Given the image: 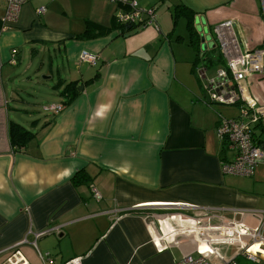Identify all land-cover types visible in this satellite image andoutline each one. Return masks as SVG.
Listing matches in <instances>:
<instances>
[{"label": "crops", "instance_id": "obj_1", "mask_svg": "<svg viewBox=\"0 0 264 264\" xmlns=\"http://www.w3.org/2000/svg\"><path fill=\"white\" fill-rule=\"evenodd\" d=\"M125 1L153 9L155 26L119 24L129 9L110 0H30L0 34V264L13 255L26 264H173L195 239L174 244L171 234L205 227L222 209L226 218L264 211V160L249 178L221 170L229 153L216 129L239 108L209 102L188 33L190 21L196 31L228 20L242 51L264 48V0ZM36 48L64 57L54 90L76 82L78 95L59 113L31 107L12 120L6 81ZM82 52L96 62H79ZM239 88L264 106V74ZM9 122L35 135L22 151L10 146ZM253 140L264 151V123ZM160 236L167 249L158 253Z\"/></svg>", "mask_w": 264, "mask_h": 264}, {"label": "built area", "instance_id": "obj_2", "mask_svg": "<svg viewBox=\"0 0 264 264\" xmlns=\"http://www.w3.org/2000/svg\"><path fill=\"white\" fill-rule=\"evenodd\" d=\"M30 0H0L3 6V16L0 20V34L6 31L7 26L13 22L19 13L20 7ZM128 7L127 12L116 16L117 22L130 27L139 28L155 26L153 9L140 10L135 1L110 0ZM43 9L37 13L41 14ZM215 41L222 56L224 67L215 71L214 76L208 77V68L202 63L199 74L205 78L203 90L211 104L222 106H238L239 116L237 119H221L216 129L218 140L229 153V159L221 163L224 174L236 177L249 178L254 174L255 168L264 160V151L253 140V126L264 123V106L257 105L252 100L242 97L239 83L253 75L264 74V48L251 51H242L240 44L233 32V23L225 21L212 28ZM17 52L11 53V65H16ZM79 62L94 64L96 56L82 52ZM63 109L62 104L43 107L44 112L59 113ZM93 198L99 201L100 195L94 189ZM236 217L226 218L223 209L214 212L207 218L213 222L205 227L192 231L182 228L171 234L174 244L177 237H185L193 234L195 248L192 253L182 257L173 264H237L238 258H243L255 264L264 262V211H238ZM177 217L179 215H176ZM175 219V216L167 217ZM181 223L187 225L189 217L182 215ZM247 219L255 223L254 227L247 225ZM188 231H190L188 233ZM39 234L37 236L43 235ZM162 235V234H161ZM166 237L160 236L154 241L155 249L161 253L167 249L160 241ZM7 264H26L18 256L13 255Z\"/></svg>", "mask_w": 264, "mask_h": 264}, {"label": "rangeland", "instance_id": "obj_3", "mask_svg": "<svg viewBox=\"0 0 264 264\" xmlns=\"http://www.w3.org/2000/svg\"><path fill=\"white\" fill-rule=\"evenodd\" d=\"M198 27H200V25H197L196 29H198ZM199 29L198 34L200 35V38L204 39V43H201V49L205 46L203 51L206 52L203 57L205 60L203 63L204 66L208 68V77L211 78L214 76L217 69L222 68L225 65L224 62L223 64L218 65L209 64L208 60H213L210 58L215 59V57L218 56L219 48L212 33V29L207 27H204L203 29L200 27ZM48 56L51 58V70L48 68ZM220 57L222 59L221 55ZM62 65H65L64 57L58 52H54L53 49H49V52H47L46 50H41V48H36L33 54L29 51L23 52L20 64L18 67L11 69L9 81H6L7 96L11 99L9 102L11 119L14 118V115H20L16 111H28L31 107L35 108L38 111V114L41 113L43 115L44 111L42 110V107L49 106L52 99L56 102L55 97L58 92L54 90V86L56 85L58 75L60 76L64 72V69L61 67ZM56 69L58 70L57 72ZM246 223L250 227L255 226L252 220L247 219ZM237 264L255 263L243 258H238ZM261 264H264V262Z\"/></svg>", "mask_w": 264, "mask_h": 264}, {"label": "trees", "instance_id": "obj_4", "mask_svg": "<svg viewBox=\"0 0 264 264\" xmlns=\"http://www.w3.org/2000/svg\"><path fill=\"white\" fill-rule=\"evenodd\" d=\"M180 12L185 13L189 20L192 19V13L187 11V9H185L184 7L180 6L177 8L176 13H180ZM118 27L120 30L124 29L123 26H118ZM188 33H189V46L196 52L197 61L203 63L205 61L203 57L206 54V52L202 51L201 49L199 34L195 31L191 21L188 25ZM85 37L88 36L86 35ZM210 59H213V60L207 59L210 65L223 64V61L219 54L218 56L215 57V59L214 58H210ZM60 86L61 84L56 86L55 89L56 91H58L57 93L58 97L64 98L65 101L62 103V106L64 107L70 104L71 101H73V99L78 95V91L76 87V82L65 84L61 90L59 89ZM34 136L35 135L33 134V132L27 130L23 126L16 124L14 122H9L8 138H9L10 146L14 148V150L18 152L22 151V149L26 148V146L34 138Z\"/></svg>", "mask_w": 264, "mask_h": 264}, {"label": "water", "instance_id": "obj_5", "mask_svg": "<svg viewBox=\"0 0 264 264\" xmlns=\"http://www.w3.org/2000/svg\"><path fill=\"white\" fill-rule=\"evenodd\" d=\"M200 27H198V29H196V31L198 32L200 29H199ZM200 42L201 43H204V39L203 38H200ZM205 49V46H203V49L202 50H204Z\"/></svg>", "mask_w": 264, "mask_h": 264}]
</instances>
